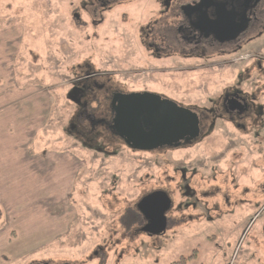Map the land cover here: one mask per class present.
<instances>
[{
  "label": "rangeland",
  "instance_id": "374dc122",
  "mask_svg": "<svg viewBox=\"0 0 264 264\" xmlns=\"http://www.w3.org/2000/svg\"><path fill=\"white\" fill-rule=\"evenodd\" d=\"M131 1L99 10L98 0H0V114L21 112L10 102L29 107L13 126H30L31 152L16 157L22 146L0 135V264H264V120L247 133L217 118L189 147L135 150L79 120L68 96L93 86L83 99L100 116L105 93L94 83H103L223 117L219 100L234 86L264 101V59L247 56H264V38L230 58L153 59L140 38L154 23L166 37L161 23L175 10ZM155 190L171 197V220L145 234L136 206Z\"/></svg>",
  "mask_w": 264,
  "mask_h": 264
},
{
  "label": "flooded vegetation",
  "instance_id": "af4514ba",
  "mask_svg": "<svg viewBox=\"0 0 264 264\" xmlns=\"http://www.w3.org/2000/svg\"><path fill=\"white\" fill-rule=\"evenodd\" d=\"M98 1L101 3L102 7L99 8V10L110 8V5H108V0ZM135 1L138 0H132L131 2ZM153 1L158 2L157 4H160L161 7L170 6L171 9L175 10L172 19H170L173 21L165 20L161 23L162 26L165 28L167 27V32L169 33L168 38V33L165 32L166 37L160 34L159 31L156 30V23H154V26L150 27L148 30V35L140 38L141 40L139 39L141 41L142 47L149 55L148 57L153 59H181L184 61L188 60L189 58H199L203 61H214V59L217 58H230L233 54L242 52L244 49H246V47L253 43L255 39L264 38V0ZM151 3L152 1L149 0V6L152 5ZM149 6L144 7L146 12H150L152 10H149ZM92 13L94 15L96 13L101 15V11L96 12V9ZM72 16L75 21L76 19L80 18V16L76 13H73ZM151 23L152 21L149 24ZM243 26L244 28L238 32L237 30ZM157 36L161 38L160 43H158L156 40ZM262 46L264 47V45ZM247 56H250L252 60L264 59V56L260 58H255L253 57L255 55L251 54H247ZM258 65L259 64L256 61L251 63V66L257 69ZM257 72H259V69ZM87 75L90 76L92 74L87 73ZM249 75L250 74H248V79ZM94 85L96 89L105 93L103 96L104 102L102 107L104 109V113L100 116H93L91 113H88L87 101H84L83 96L86 90L93 89V86L91 85H85L82 87H78L77 85L72 86L68 96L70 100H72L75 107L79 106L78 110L76 109L74 113L75 115L79 116V120L80 117H84L93 130L99 126L105 131L112 132L109 127L113 117L110 101L112 95L115 92L120 91L105 87L103 83H94ZM262 89H264V85L262 86ZM140 91L151 92L145 89ZM175 102L178 105L185 107L182 103L177 102L176 100ZM218 105L220 110L225 113V116H218L213 110H211V108L209 110L210 112H208V110L205 108L193 106L189 107L198 114L200 134L203 125L209 124L214 126L217 118H221L222 120L231 123L233 126L240 128L241 131H245L247 133H250L251 129H246V126H250L251 128L252 122L255 123L257 121L264 120V118L262 119V115L264 113V101L261 104H250L247 96L244 93V90L237 86H234L232 90H226L222 94ZM199 136L191 142L183 143L177 147L167 146V148L177 149L184 146L185 148L189 147V145L191 146L198 143L197 140L199 139ZM195 166L199 167L198 165ZM211 174H213L212 170ZM200 176L202 177L201 173ZM214 179L215 177L213 176L211 180ZM213 191H219V189L216 186H213ZM167 195L169 196L168 193ZM169 198L171 199L170 196ZM172 206L173 201L171 199V207L166 212L167 226L171 220V216H169L168 213L171 211ZM137 211L140 215V222L142 221L144 226L148 221L142 216L138 209ZM143 226L139 228L141 232H143L141 230Z\"/></svg>",
  "mask_w": 264,
  "mask_h": 264
},
{
  "label": "water",
  "instance_id": "95a60500",
  "mask_svg": "<svg viewBox=\"0 0 264 264\" xmlns=\"http://www.w3.org/2000/svg\"><path fill=\"white\" fill-rule=\"evenodd\" d=\"M110 102L113 117L109 127L132 149L177 147L195 140L200 134L198 114L160 94L115 92ZM136 207L148 221L141 228L143 232L155 235L166 229V212L171 207V199L165 191L156 190L144 195Z\"/></svg>",
  "mask_w": 264,
  "mask_h": 264
},
{
  "label": "crops",
  "instance_id": "0c3cea01",
  "mask_svg": "<svg viewBox=\"0 0 264 264\" xmlns=\"http://www.w3.org/2000/svg\"><path fill=\"white\" fill-rule=\"evenodd\" d=\"M5 103H8L6 101V98L5 100L2 101V103L0 104H5ZM10 107L13 108V110H20L21 109V112L19 114H15L13 117H9L8 119H6L3 115L0 114V135L1 137H5V138H8V142H12V143H15V142H19V146H22L20 149H17L15 152V156L17 157L18 156V153L20 151H22L23 149V152L26 153V156L25 158H28L29 159V156H28V153H31L30 151H28V144L25 143V139L27 140V138L25 137L26 134H25V131L28 130L27 127H30V126H22L24 128H22L21 126L18 125V127H14L13 124L15 122L16 119H18V121H24L25 119L27 118H24L22 116V112H24L22 109L25 108V107H28V106H25V105H21V106H14L11 104V102L9 103ZM29 108V107H28ZM3 109L2 106H0V111ZM32 111L36 110V108H31ZM21 127V130L20 128ZM20 130V131H18ZM33 161H37V159H34ZM39 162V161H37ZM30 162H28V167H32L29 165ZM32 172L31 173H34L36 174V172H38L39 170L36 169V166L32 167Z\"/></svg>",
  "mask_w": 264,
  "mask_h": 264
},
{
  "label": "trees",
  "instance_id": "16d2710c",
  "mask_svg": "<svg viewBox=\"0 0 264 264\" xmlns=\"http://www.w3.org/2000/svg\"><path fill=\"white\" fill-rule=\"evenodd\" d=\"M135 213H136V212H135ZM136 214H137V213H136ZM2 216H3V211H2L1 208H0V220H1ZM185 260H186V258L182 257V258L179 260V262H177V263H178V264H185V263H184Z\"/></svg>",
  "mask_w": 264,
  "mask_h": 264
}]
</instances>
